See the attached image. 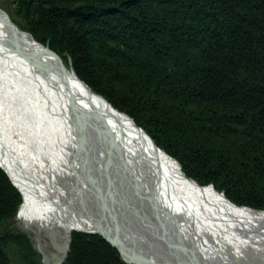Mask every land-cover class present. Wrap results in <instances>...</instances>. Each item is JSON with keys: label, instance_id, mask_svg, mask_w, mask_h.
<instances>
[{"label": "trees", "instance_id": "16d2710c", "mask_svg": "<svg viewBox=\"0 0 264 264\" xmlns=\"http://www.w3.org/2000/svg\"><path fill=\"white\" fill-rule=\"evenodd\" d=\"M21 3L27 29L69 56L78 77L188 177L264 210V0ZM21 200L0 169V216L13 217ZM69 263L125 264L104 239L82 234Z\"/></svg>", "mask_w": 264, "mask_h": 264}, {"label": "bare ground", "instance_id": "6f19581e", "mask_svg": "<svg viewBox=\"0 0 264 264\" xmlns=\"http://www.w3.org/2000/svg\"><path fill=\"white\" fill-rule=\"evenodd\" d=\"M53 56L0 12V165L24 194L25 203L19 214L21 220H26L27 215L42 214L40 225L45 234L50 236V230H62L59 213L70 208L65 200H59V189H53L51 168L65 175V180H61L63 192L81 194L88 201L86 207L96 210L93 208L95 200L105 188H111L118 194L115 200L126 205V213H132V221L141 219L142 206L139 205L153 200L151 192H144L143 174L136 166L124 163L121 151L102 144L99 129H88L90 115L84 100L104 109L112 123L133 127L132 122L111 116L103 103L77 86L72 79L74 72L59 55L65 73L48 67L56 60ZM3 88L9 90L10 100L6 93L2 95ZM7 101L13 104L15 111ZM18 120L24 121L29 132L19 126ZM33 147L38 149L37 152ZM165 154L173 161L165 151L156 149L155 156ZM72 155L76 159L71 161ZM81 166L85 169H80ZM235 210L250 211L237 207ZM105 213L117 216L120 221L124 217L115 211ZM99 230L107 233V223ZM71 234L69 232V236ZM145 236H149L147 232L137 235ZM115 239L125 256L131 254V261L146 264L144 252L156 258L152 260L154 264L162 260L159 255H163V264H172L153 239L131 242L125 235ZM173 244L176 241L167 240L166 247ZM195 250H189L187 257ZM164 252L168 253V250L164 248ZM64 253L45 254L44 264H58ZM184 253L188 252L175 246V261L183 258Z\"/></svg>", "mask_w": 264, "mask_h": 264}, {"label": "water", "instance_id": "95a60500", "mask_svg": "<svg viewBox=\"0 0 264 264\" xmlns=\"http://www.w3.org/2000/svg\"><path fill=\"white\" fill-rule=\"evenodd\" d=\"M33 1L27 0V5H31ZM2 13L11 22L9 16ZM48 48L45 49L49 55L56 58L48 67L62 73L61 59ZM71 70L74 72L72 68ZM72 75L76 85L103 103L111 116L119 119L124 117L132 122L133 127L120 122L112 123L104 109L84 100L90 115L88 129H99L102 144L121 151L124 163L140 170L143 174L144 192H151L154 201L139 205L142 206V218L132 221V213H126V205L115 200L118 195L116 190L105 188L96 199L94 210L86 207L88 201L81 194L64 193L61 180H65V175L51 168L53 189H59V200H65L70 208L59 213L62 230H50V239L44 242L48 243L51 253L65 252L58 264H68L72 244L69 232L102 236L120 252L126 264L145 263L131 261V254H123L115 239L123 235L131 242L134 239H153L154 244L172 264H264V211L238 207L224 193H220L229 203L224 202L215 187L198 184L187 178L174 158L173 161L179 167L166 154L155 156L156 149L158 152L163 150L146 131L137 126L131 117L115 109L103 96L95 93L75 72ZM0 167L10 177L6 169ZM58 175H62V178H58ZM104 199L107 200L106 203ZM103 207L124 217L120 221L117 216L103 212ZM235 207L250 211L235 210ZM106 223L107 233L99 230ZM145 232L149 236L137 237ZM167 240H174L176 244L166 247ZM44 243L36 244L42 246L40 252H44ZM175 246H181L188 252L183 254V258H176V261ZM164 248L168 253L164 252ZM192 249L196 250L187 257ZM142 253L146 255V264H154L152 260L156 258L152 254ZM159 256L162 259L159 264H163V255Z\"/></svg>", "mask_w": 264, "mask_h": 264}, {"label": "rangeland", "instance_id": "374dc122", "mask_svg": "<svg viewBox=\"0 0 264 264\" xmlns=\"http://www.w3.org/2000/svg\"><path fill=\"white\" fill-rule=\"evenodd\" d=\"M26 3H27V0H26ZM75 4H76V2H71L70 1V2H65L64 6L72 7ZM24 10L25 9H23V7H22L21 0H0V11L6 13L9 16V19L13 22L15 27H17V29H20L21 32L29 34L32 37L33 41L36 42L37 44H39V45H41V46H43L45 48H48L49 47V44H48L49 41L46 44L42 43L40 41V39L38 38L39 35L37 33H35L34 31L30 32L27 29L28 26H27V24L25 22L26 13L23 12ZM22 27H24V28H22ZM48 49H50L56 55L60 56V54H58L57 52L52 50L50 47ZM62 57L64 59L61 58V56H60V58L63 59L64 63L68 64L66 66L67 67L69 66L70 69L72 68L74 70V72H75V69L73 67V63H72L71 58L69 56H66V55H65V57L63 55ZM3 89L5 90V92H4V90H2L3 91L2 95L4 93H6V98H8L10 100V95L11 94L7 93V92H9V90L7 88H3ZM7 95H8V97H7ZM7 105L10 106L15 111L12 103H9L7 101ZM7 115H8V113H7ZM18 121H19V126L24 131H28L29 132L28 127L24 124V121H22V120H18ZM33 148H34V151L37 152L38 149H36L35 147H33ZM73 158L76 159V157L72 155L71 161L73 160ZM0 166H2V165H0ZM181 167H182V165H181ZM82 168L85 169L84 166H81L80 169H82ZM0 169H1V167H0ZM3 172L6 174L5 171H3ZM6 176L8 177L10 182L12 183V186H14L18 190V192L21 195V199L22 200L20 201L21 203L20 202L18 203L19 206H18V208L16 210V213H15V215L13 217H10L11 216V211H9L7 217H1L0 216V250L1 249L3 250L2 251V255H4V258L8 259L9 264H44L45 254H50L51 251H49L50 248L48 246V243H44V242H46L47 240L50 239V236H48L47 234H45L42 231V226L40 225L41 221L43 220L42 219V214L41 215H33L32 214V215H27V216L25 215L26 216V220H21L23 218H21L22 216H20L19 214H20L21 209H22V207H23V205L25 203L24 194L22 193V190H20L18 185L15 184L16 182L11 180L12 178L9 177L7 174H6ZM186 177L191 179V180H193V181H195L196 183H198V181L194 180L193 178L188 177V175H186ZM207 186L215 187L212 184L211 185H207ZM216 190L219 193H224L225 194V192H223V191L221 192L218 189H216ZM104 201H105L104 203H106V199H104ZM232 203H234V202H232ZM94 204H95V207H93V208H96V204H97L96 200H95ZM238 207H247V206H238ZM247 208H251V207H247ZM251 209H253V208H251ZM103 210H106V208L103 207ZM253 210H257V209H253ZM38 211L39 210L35 211L34 213L36 214ZM257 211H264V210H257ZM44 223H47L45 219H44ZM76 234H78V235L79 234L87 235V234H83V233H79V232H75V233L73 232L72 235H71L72 244H73V237ZM16 235H22V236L26 237L30 241L32 248L30 247L29 242L27 241L26 238H24L22 240H19V241L16 240L17 238H9L10 236H16ZM90 236H98V237H101L102 239H104L100 235H90ZM43 243H44V252H40L42 246H36V244H43ZM72 244H71V252H72ZM52 254H54V253H51L50 255L52 256ZM119 254H120V252H119ZM69 255H71V253ZM120 256H121V254H120ZM121 259L124 262L122 256H121ZM68 264H70L69 261H68Z\"/></svg>", "mask_w": 264, "mask_h": 264}]
</instances>
